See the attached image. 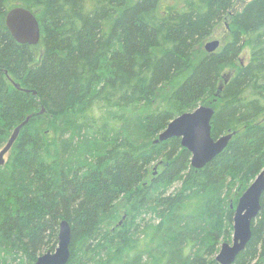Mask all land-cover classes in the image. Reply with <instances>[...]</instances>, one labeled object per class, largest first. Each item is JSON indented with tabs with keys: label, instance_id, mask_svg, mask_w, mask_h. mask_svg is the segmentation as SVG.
Here are the masks:
<instances>
[{
	"label": "trees",
	"instance_id": "16d2710c",
	"mask_svg": "<svg viewBox=\"0 0 264 264\" xmlns=\"http://www.w3.org/2000/svg\"><path fill=\"white\" fill-rule=\"evenodd\" d=\"M237 4L0 0V148L29 117L0 166V264H35L62 221L67 264H219L264 170V0ZM14 8L38 20L36 46L6 29ZM225 20L224 46L198 53ZM200 106L214 139L233 137L195 170L179 139L154 142ZM232 264H264V193Z\"/></svg>",
	"mask_w": 264,
	"mask_h": 264
},
{
	"label": "water",
	"instance_id": "95a60500",
	"mask_svg": "<svg viewBox=\"0 0 264 264\" xmlns=\"http://www.w3.org/2000/svg\"><path fill=\"white\" fill-rule=\"evenodd\" d=\"M5 27L11 37L19 44L36 46L40 40V26L36 17L26 9L14 8L5 17ZM219 47L218 41L205 44L207 54H213ZM221 89V88H220ZM214 110L200 106L190 113H185L172 120L154 143L179 139L180 145L190 154V165L200 170L220 155L233 137L232 134L212 137L211 120ZM29 117L11 134L7 143L0 150V166L4 157L18 138L20 129L28 122ZM264 193V171H262L246 191L239 197L234 207L233 234L231 243H223L215 258L219 264H232L251 239V225L260 212V200ZM72 230L68 222L59 225L57 246L36 260L35 264H67L70 259V242Z\"/></svg>",
	"mask_w": 264,
	"mask_h": 264
},
{
	"label": "rangeland",
	"instance_id": "374dc122",
	"mask_svg": "<svg viewBox=\"0 0 264 264\" xmlns=\"http://www.w3.org/2000/svg\"><path fill=\"white\" fill-rule=\"evenodd\" d=\"M249 0H238V4H237V7H240L243 3L247 2ZM231 30V25H230V21L229 20H225L223 22H221L214 30L213 34L205 41V43L199 48L197 49V52L200 54L202 52L205 53L204 51V45L207 43V42H210V41H218L219 42V47H218V50L221 49V47L224 46L226 40H227V35L229 33V31ZM248 59H249V51L248 49H244V51H242L240 57H239V60L237 62V64L235 65L236 67L238 66H242L244 64H246L248 62ZM235 72V68L234 66L233 67H230L228 68L226 71H225V75L224 76V81H227L228 78L231 77L232 73ZM228 135V134H227ZM2 148H0L1 150ZM7 159V155L4 157V161ZM177 187H175V190H176Z\"/></svg>",
	"mask_w": 264,
	"mask_h": 264
},
{
	"label": "flooded vegetation",
	"instance_id": "af4514ba",
	"mask_svg": "<svg viewBox=\"0 0 264 264\" xmlns=\"http://www.w3.org/2000/svg\"><path fill=\"white\" fill-rule=\"evenodd\" d=\"M6 17V16H5ZM5 21V20H4Z\"/></svg>",
	"mask_w": 264,
	"mask_h": 264
}]
</instances>
